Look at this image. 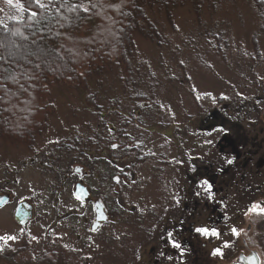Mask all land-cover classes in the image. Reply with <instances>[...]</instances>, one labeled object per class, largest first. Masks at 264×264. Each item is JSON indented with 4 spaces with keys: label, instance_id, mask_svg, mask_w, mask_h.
I'll return each instance as SVG.
<instances>
[{
    "label": "rangeland",
    "instance_id": "1",
    "mask_svg": "<svg viewBox=\"0 0 264 264\" xmlns=\"http://www.w3.org/2000/svg\"><path fill=\"white\" fill-rule=\"evenodd\" d=\"M209 2H204L199 19L189 2L172 9L171 17L157 13L155 22L161 36L157 39L134 34L136 53L130 69L120 70L117 63L110 64L99 82L93 78L86 88L49 81L48 93L41 97L47 122L32 144L0 136V195L10 194L12 198L10 203L0 206V236L17 237L7 244L0 241V264H56L52 256L56 249H60L63 258L77 264H136L120 253L122 240L138 238V226L132 227L130 223L133 219H124V215L114 224L106 223L94 231L92 241L88 237L89 210H93L95 202H109L114 209L125 205L112 194L108 201L103 199L111 188L102 183L103 168L109 164L111 169L110 163L114 167L121 165L103 149L105 121L118 126L137 112L146 138L143 151H161L172 157L181 149L198 155L194 144L202 142L203 135L195 133L197 120L212 107L222 105L226 117L244 124L247 111L256 109V116L264 119L263 24L248 0L220 1L211 9L207 8ZM1 5L3 14L11 4L0 0ZM212 27L218 35H208ZM127 79L140 81L138 86L143 89L133 91V87L126 85ZM134 102L142 104L141 111ZM155 121L158 123L153 131L144 129ZM187 127L189 139L184 138ZM165 128H172L174 139L182 138L181 141L176 144L174 140L172 146L169 139L155 131ZM112 151L114 156L118 155L117 150ZM104 159H108V164ZM155 163L148 159L141 164V200L129 187L128 202L138 200L143 206L159 199L162 192L161 200L167 201L168 170L165 168L159 174L157 182L146 175ZM75 167L82 170V176ZM77 178L91 189L93 203L83 202L73 194ZM20 201L29 202L34 208V217L25 229L13 218ZM243 205L244 201L240 206ZM142 211L145 215L150 213ZM147 230L143 226L142 234L150 238V233L144 232ZM39 247L41 254H46L41 262L35 260ZM114 250L119 256L117 262H111L109 257Z\"/></svg>",
    "mask_w": 264,
    "mask_h": 264
},
{
    "label": "flooded vegetation",
    "instance_id": "2",
    "mask_svg": "<svg viewBox=\"0 0 264 264\" xmlns=\"http://www.w3.org/2000/svg\"><path fill=\"white\" fill-rule=\"evenodd\" d=\"M134 103L141 111L142 104ZM135 106H131L133 111ZM222 107H212L199 116L195 133L203 135V141L194 144L197 152L199 151L198 155L189 154L184 149L172 157L161 151H143L146 138L141 132L143 124L137 119V112L118 126H111L110 120L105 121L102 139L106 142L103 149L107 150L110 159L120 162L121 165L114 167L110 163V169L108 159H104L108 167L105 165L103 168L102 183L104 181L111 188L109 191V188L107 189L108 194L103 196V199L108 201L107 197L112 194L115 199H122L125 205L121 206V209H114L109 202L102 201V210H96L92 205L93 210H89L90 232L85 230V237L87 232L90 233L88 237L92 241L91 235L94 231L106 223L108 226L114 224L125 215L124 219H133L130 222L132 227L138 226L135 227L139 235L135 240H122L123 249L120 253L124 255H121L122 258L129 257L136 264H264V213L248 211L253 203L264 207V119L256 116V109L247 111L246 117L243 116L246 126L241 121L226 117ZM224 112L228 113L226 110ZM261 112L264 117V107ZM188 119L189 122L190 118ZM157 121L144 129L153 131ZM188 128L185 131V139H189ZM157 130V133L169 139L172 146H175L174 140L177 144L182 139H174L172 128H165L161 132ZM110 135L113 138L110 139ZM112 150H117L118 155L114 156ZM148 159L156 162L146 173L155 182L165 168L168 170L167 194L170 196L163 202L162 192L159 199L150 201L146 206L140 205L138 200L128 202L126 192L129 187L135 190L136 198L141 200L143 181L140 167ZM74 169L82 176L80 168ZM205 180L212 186L211 193L205 191L207 185L202 184ZM82 182L79 178L75 179L73 194L76 187L81 185L88 191L87 198L82 201L93 203L92 199L95 197L92 198L91 189L83 180ZM156 190L158 192L157 187ZM8 196L7 202L10 203L12 198L10 194ZM243 201L244 205L240 206ZM142 210H150V213L145 215ZM159 210L165 211L159 213ZM98 215H101L102 219H98ZM33 217L32 206L31 218L24 225L15 221L25 229ZM143 226H147L148 230L144 232H149L150 238L142 234ZM232 226L237 227L239 236L231 233ZM197 227H215L221 231V236L206 237L195 231ZM169 233H172L171 237ZM75 236L77 240L79 235ZM173 240L178 242L181 248L174 247ZM225 242L229 244L226 249ZM216 247L223 249V255H211ZM44 255L46 254H41L39 247L35 260L41 262ZM52 256L56 264H77L69 258H63L60 249H56ZM109 257L111 262L119 260L115 250L112 254L109 253Z\"/></svg>",
    "mask_w": 264,
    "mask_h": 264
},
{
    "label": "trees",
    "instance_id": "3",
    "mask_svg": "<svg viewBox=\"0 0 264 264\" xmlns=\"http://www.w3.org/2000/svg\"><path fill=\"white\" fill-rule=\"evenodd\" d=\"M206 1L211 9L227 0H40L45 7L35 0H13L3 14L1 5L0 136L32 144L47 122L41 97L49 81L86 88L93 78L99 82L110 64L130 69L134 34L161 36L157 13L171 17L172 9L189 2L199 19ZM248 1L264 28V0ZM211 31L208 35H218ZM125 82L133 91L143 89L136 79Z\"/></svg>",
    "mask_w": 264,
    "mask_h": 264
},
{
    "label": "snow or ice",
    "instance_id": "4",
    "mask_svg": "<svg viewBox=\"0 0 264 264\" xmlns=\"http://www.w3.org/2000/svg\"><path fill=\"white\" fill-rule=\"evenodd\" d=\"M35 2L40 7H45L43 4H40V0H35ZM7 3L8 4H12L13 3V0H7ZM84 11L87 12L88 11V8L85 7L84 8ZM32 15L35 16L36 13L33 12ZM113 147H115V145ZM228 162L231 163V161H228ZM202 184L203 185H207V187L205 188V191H208L209 193H211V188H212L211 184H209L207 180L203 181ZM248 211L249 212H257L258 211L259 213H264V207H261L258 203H253L251 205V207L248 209ZM195 231L197 233H199V234H202V235L206 236V237H209L210 236V237L219 238L221 236V231L218 230L215 227H213L211 229L208 228V227H197L195 229ZM230 231L234 235H237V236L240 235L239 230L235 226H232L230 228ZM168 235H169V237H171L172 236V233H169ZM15 239H17V237L16 236H13V235L0 236V241H3L5 244H7V242L12 241V240H15ZM33 239H35V237H33ZM172 244L176 248H181V245L178 242H176L175 240L172 241ZM228 247H229L228 242H225L224 243V248L226 249ZM211 255L214 256V257L221 256V255H223V249H221L220 247H216V248H214L212 250ZM169 259H171V257H169Z\"/></svg>",
    "mask_w": 264,
    "mask_h": 264
},
{
    "label": "water",
    "instance_id": "5",
    "mask_svg": "<svg viewBox=\"0 0 264 264\" xmlns=\"http://www.w3.org/2000/svg\"><path fill=\"white\" fill-rule=\"evenodd\" d=\"M74 195L79 198L80 200H85L88 195V191L85 187L79 185L76 187ZM9 199L8 195H0V206L4 205ZM94 207L96 210H102L103 205L101 202H95ZM14 212V218L15 220L24 225L30 218L32 214V205L29 202L26 201H20L16 207ZM98 219H102L101 215L97 216Z\"/></svg>",
    "mask_w": 264,
    "mask_h": 264
}]
</instances>
